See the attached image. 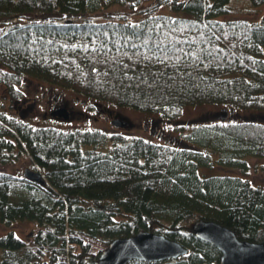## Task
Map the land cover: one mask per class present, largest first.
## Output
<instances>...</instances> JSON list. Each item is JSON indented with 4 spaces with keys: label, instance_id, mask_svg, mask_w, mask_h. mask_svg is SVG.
Wrapping results in <instances>:
<instances>
[{
    "label": "trees",
    "instance_id": "trees-1",
    "mask_svg": "<svg viewBox=\"0 0 264 264\" xmlns=\"http://www.w3.org/2000/svg\"><path fill=\"white\" fill-rule=\"evenodd\" d=\"M96 20L106 9L140 10ZM259 6L264 0H250ZM164 3L183 16L157 13ZM230 0H0V89L8 108L25 81L177 120L186 106L223 105L261 120L194 124L175 142L98 129L36 126L0 103V164L25 153L45 178L0 171V224L37 226L0 236V264H97L115 238L153 231L188 251L159 262L219 264L221 252L192 230L197 220L264 242V186L244 176L264 159V16L221 20ZM108 150L86 146H103ZM179 141L180 143H178ZM215 164L238 175H200ZM258 170L264 178V161Z\"/></svg>",
    "mask_w": 264,
    "mask_h": 264
},
{
    "label": "rangeland",
    "instance_id": "rangeland-1",
    "mask_svg": "<svg viewBox=\"0 0 264 264\" xmlns=\"http://www.w3.org/2000/svg\"><path fill=\"white\" fill-rule=\"evenodd\" d=\"M154 6V2H149L140 7V10H127L120 6H112L96 17V20H103L105 17L113 13H123L132 21H136L143 16V10ZM160 14H168L171 16H183L180 11H175L167 7L164 3L160 4L156 10ZM264 16V3L259 6H253L250 0H230L229 12L221 15V20H237L243 19L251 22H258ZM1 28V27H0ZM261 58L264 59V47ZM38 83V84H37ZM25 87L29 88L30 93L28 98L21 99L14 103L11 109L8 108L9 101L6 91L0 89V103H2L7 113L27 121L36 126H52L63 130L74 128L81 129H98L105 132L107 135L112 133H121L126 136H141L147 140L155 142H175L180 134L190 130L194 124L211 123L215 121H248L261 120L258 112L250 110H240L230 108L223 105L202 104L195 106H186L183 109L182 115L177 120H166L159 115L149 112L138 111L129 107H118L105 101H99L79 95L71 90L53 87L62 99V103L66 104L71 109V116L68 120L50 115V105L39 97V94L34 97V90L37 88H47L49 84L39 80L25 81ZM39 86V87H38ZM93 109V111L91 110ZM120 119L125 121L124 127H114L111 120ZM151 129V130H150ZM180 143L179 141H177ZM111 146V139L103 146H86L85 148H96L97 150L106 151ZM264 159L249 158L250 168L245 174L246 178L250 179L254 185L264 186V178L258 166ZM26 168L35 170L32 161L25 153L21 154L19 159L11 164H0V171L9 172L15 175L22 176ZM200 175H238V170L227 166L215 164L212 167L201 166L198 169ZM37 226L28 221L13 223L10 227H5L0 224V236L12 231L19 238L26 239ZM1 254V250H0Z\"/></svg>",
    "mask_w": 264,
    "mask_h": 264
},
{
    "label": "water",
    "instance_id": "water-1",
    "mask_svg": "<svg viewBox=\"0 0 264 264\" xmlns=\"http://www.w3.org/2000/svg\"><path fill=\"white\" fill-rule=\"evenodd\" d=\"M51 115L65 120L70 117L66 107L54 109ZM111 124L116 128L126 125L120 119L112 120ZM23 175L33 183H45L40 171L26 168ZM192 230L199 239L214 245L221 252L219 264H264V242L240 240L230 228L212 220H197ZM187 251L179 242L163 234L144 230L112 240L100 254L97 264H127L131 260L159 262L176 259Z\"/></svg>",
    "mask_w": 264,
    "mask_h": 264
},
{
    "label": "flooded vegetation",
    "instance_id": "flooded-vegetation-1",
    "mask_svg": "<svg viewBox=\"0 0 264 264\" xmlns=\"http://www.w3.org/2000/svg\"><path fill=\"white\" fill-rule=\"evenodd\" d=\"M38 84V83H37ZM39 87V86H38ZM54 86H48L47 88H45L43 86V89L41 88H37L34 90V97L35 98L38 94L39 97L42 100H45L46 103H48L50 105V108H52L51 111H53L54 109L58 108V107H66L70 116H71V109L70 107L68 108V106L66 104L62 103V99L59 96V92L57 93V90L53 89ZM55 88V87H54ZM24 97L23 99L28 98L27 95L30 93V89L29 88H24ZM93 111V109H91ZM50 111V113H51ZM151 130V129H150Z\"/></svg>",
    "mask_w": 264,
    "mask_h": 264
}]
</instances>
